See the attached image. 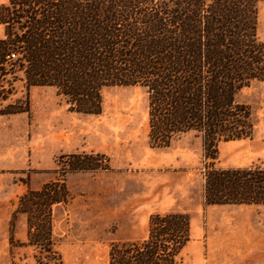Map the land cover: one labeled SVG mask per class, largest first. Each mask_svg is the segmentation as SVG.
Listing matches in <instances>:
<instances>
[{
	"label": "trees",
	"instance_id": "16d2710c",
	"mask_svg": "<svg viewBox=\"0 0 264 264\" xmlns=\"http://www.w3.org/2000/svg\"><path fill=\"white\" fill-rule=\"evenodd\" d=\"M264 0H7L0 5V116L29 113L31 88H53L69 111L99 115L101 91L140 87L148 98V144L165 149L193 132L202 141L207 205H264V168L215 167L220 141L251 139L250 108L237 101L264 83L257 8ZM17 85L23 95L14 98ZM59 178L27 188L12 220L26 217L36 264H62L53 209L66 205L69 172L109 170L101 154L58 158ZM13 224L10 230V244ZM186 214L151 215L147 236L112 244L108 264H181Z\"/></svg>",
	"mask_w": 264,
	"mask_h": 264
},
{
	"label": "rangeland",
	"instance_id": "374dc122",
	"mask_svg": "<svg viewBox=\"0 0 264 264\" xmlns=\"http://www.w3.org/2000/svg\"><path fill=\"white\" fill-rule=\"evenodd\" d=\"M257 37L264 43V2ZM101 96V113L87 115L69 111L53 88H31L29 113L0 117V264H36L34 249L19 246L26 242V217L12 220V213L27 188L59 178L58 158L73 153L104 155L109 170L65 175L70 198L54 207L52 220L62 264H108L112 244L144 239L149 217L167 213L189 218L181 264H264V205L205 203L200 137L190 132L168 148H151L146 90L110 87ZM237 101L250 108L254 133L220 141L215 167L264 168V83L253 82ZM12 224L16 243L10 244Z\"/></svg>",
	"mask_w": 264,
	"mask_h": 264
},
{
	"label": "crops",
	"instance_id": "0c3cea01",
	"mask_svg": "<svg viewBox=\"0 0 264 264\" xmlns=\"http://www.w3.org/2000/svg\"><path fill=\"white\" fill-rule=\"evenodd\" d=\"M0 117H3V116H0Z\"/></svg>",
	"mask_w": 264,
	"mask_h": 264
}]
</instances>
